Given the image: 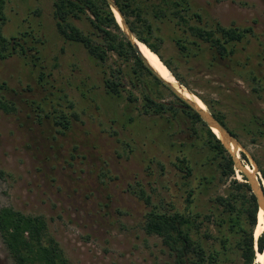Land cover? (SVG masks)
I'll return each mask as SVG.
<instances>
[{
  "label": "rangeland",
  "instance_id": "rangeland-1",
  "mask_svg": "<svg viewBox=\"0 0 264 264\" xmlns=\"http://www.w3.org/2000/svg\"><path fill=\"white\" fill-rule=\"evenodd\" d=\"M6 1L4 36H19L31 28L40 40L37 45L40 54L35 68L30 62L26 65L17 55L0 60V83L6 82L14 90L3 93L4 100L13 102L16 109L10 114L0 109V208L42 217L48 235L58 242L70 264H175L161 239L143 230L151 206H146L141 190L155 206L174 202L182 208L187 193L197 184L195 178L215 175L218 178L215 184L197 203L198 209L206 208L205 211L214 209L212 204H206L208 198L223 194L234 178L220 181L215 166L213 174L199 167L207 156H212L207 151L205 137H191L187 131L190 125L184 119L175 125L181 133L167 137L163 144L159 143L160 139H145L144 130L134 140L126 139L128 133L115 128L117 125L111 123L113 115L104 105L100 68L82 46L58 36L52 18V0ZM194 1L225 27H252L258 39L248 49L264 51V0ZM73 23L86 33L93 31L86 21L73 20ZM258 43L263 46L259 47ZM160 53L169 60L176 58L177 51L173 44L165 42ZM131 64L108 54L106 66L124 68ZM173 66L194 93L206 100H219L221 108L217 106L218 109L226 114L229 127L238 134L237 140L247 159V162L242 160L239 153L243 164L264 168V140L253 142L245 134L242 125L247 113L238 110L225 97L239 92L240 97L253 100L249 108L256 115L264 116V103L255 99L248 83L230 78L228 84H222L223 81L209 76L204 69L195 66L189 69L193 65L183 61ZM40 67L47 75L42 85L38 79ZM147 79L151 85L149 91L160 96L161 102L168 105L176 102L168 91ZM127 84L140 100L139 92L144 84L140 83L137 90ZM204 84L219 86L222 95L213 94ZM79 87L90 90L86 99L82 98ZM233 98L235 103L240 102L238 97ZM67 101L74 105L77 118L71 119L69 129L64 130L54 124V119H47L46 114L54 105L68 113ZM140 102L134 116L138 114ZM36 104L43 106V113L35 109ZM121 108L122 104L117 110L120 112ZM142 120L144 124L150 122L149 118ZM170 144L175 148H170ZM180 149L193 166L189 179H184L173 166L176 156L181 155ZM237 175L236 171L235 178L239 180ZM262 183L264 187L261 177ZM204 228L193 236L201 238ZM208 230L214 235L213 227L209 226ZM0 264H15L1 237ZM232 264L242 263L237 258Z\"/></svg>",
  "mask_w": 264,
  "mask_h": 264
},
{
  "label": "trees",
  "instance_id": "trees-1",
  "mask_svg": "<svg viewBox=\"0 0 264 264\" xmlns=\"http://www.w3.org/2000/svg\"><path fill=\"white\" fill-rule=\"evenodd\" d=\"M52 2V18L58 36L64 41L82 46L100 68L106 99L104 105L113 115L111 123L117 125L115 128L128 133L126 139L134 140L137 135L141 136L144 130L145 139H160L159 143L163 144L167 137L181 133L175 129V125L180 119H184L190 125L187 128V131L191 132L190 136L205 137L207 151L212 156H207L199 167L205 171H212L215 166L220 181L234 178L230 180L223 194L208 198L206 204H212L214 209L205 211L206 208H203V211L198 209L197 203L215 184L218 179L215 175L195 178L197 184L187 193L182 208L174 202L166 204L161 202L155 206L141 190V198L145 200L146 206H151L143 224L145 233L161 239L162 244L173 255L175 264H232L237 258L242 264H259L256 263L257 252L260 255L264 252V232L255 240L254 232L258 223L256 198L245 178L242 177V181L235 178L233 161L221 142L197 113L171 93L145 67L121 31L107 0H52ZM114 2L134 37L155 53L174 78L197 96L209 108L211 115L238 138L237 132L229 127L226 114L218 109L219 100H206L194 93L173 65L177 61H183L185 64L193 65L189 69L194 66L204 69L209 76L223 81L222 84H228L230 78L239 79L248 83L255 99L264 103V74H261L264 51L255 52L248 49L252 41L256 42L258 39L254 29L233 25L225 27L212 19L194 0H114ZM6 3V0H0V60L17 55L24 59L26 65L29 66L30 62L35 68V61L39 60L37 55L40 51L37 45L40 40L31 28L21 32L19 36L10 38L4 36L2 30L7 21ZM73 20L86 21L93 31L84 32L73 23ZM165 42L173 44L176 49L175 59L167 60L160 53V47ZM258 46L262 47L263 44L258 43ZM109 53L125 59L127 63L131 61L132 64L124 68L106 66ZM43 69L40 67L38 77L40 85L47 76L42 72ZM147 78L156 86L168 91L177 103L168 105L161 102L160 96H154L149 91L151 85ZM127 82L133 90H137L140 83L144 84L139 92L140 100L127 88ZM210 82L212 81L207 80V83ZM203 87L211 90L213 94L222 95L219 86L204 84ZM79 89L82 98L86 99L90 90L84 87ZM12 91L14 90H11L6 82L0 83V109L8 114L15 112L16 109L13 102L4 100L3 93L9 94ZM233 96L238 97L240 102L235 103ZM225 97L231 99L233 106L239 107L238 110L247 113L242 125L245 134L251 137L253 142L264 140V116L256 115L249 108L253 100L246 96L240 97L239 92ZM61 99L63 97H60ZM139 101L140 109L134 116ZM67 103L68 113L54 105L52 111L46 114L47 119H54V124L64 130L69 129L71 119L77 118L73 111L74 105L69 101ZM121 104L119 112L117 107ZM35 109L44 112L40 104H36ZM236 112L238 113L237 110ZM142 118H149L150 122L144 124ZM114 135H119V131H114ZM125 145L130 146L128 142ZM192 146L191 144L190 147ZM173 147L175 148L170 144V148ZM178 153L181 155L176 156L173 166L184 175V179H189L193 175V166L189 158L183 154V150L180 149ZM241 157L247 162L243 153ZM258 169L264 181V168L259 166ZM210 173L213 174V171ZM239 175L242 176L240 173ZM203 226L206 229L204 228L201 238L194 237L193 234L199 232ZM209 226L215 229L214 235L208 230ZM0 237L15 264H70L58 242L48 235L47 224L40 216H27L12 208H0Z\"/></svg>",
  "mask_w": 264,
  "mask_h": 264
},
{
  "label": "water",
  "instance_id": "water-1",
  "mask_svg": "<svg viewBox=\"0 0 264 264\" xmlns=\"http://www.w3.org/2000/svg\"><path fill=\"white\" fill-rule=\"evenodd\" d=\"M112 12H116L120 18L121 23L119 24L116 20V22L118 23L121 31L124 33L125 37L127 38V40L130 42V44L132 45L133 49L136 52V55L138 56V58L143 62V64L145 65L146 68H148L150 70V72L158 79L160 80V82L171 92L173 93L178 99H180L182 102H184L185 104H187L195 113H197L201 120L205 123V125L212 131L213 133V129L217 130V132L219 133V137L216 136V138L221 142V144L224 146V148L227 150V152L229 153L233 164H234V168L235 170L240 173L242 176L241 178H245V182L250 186L251 191L253 193V195L256 198V202H257V206H258V212L262 211L264 214V187L262 188L261 185H263V183L261 184V175L259 170L257 169V167L253 164L251 169L252 172L249 171L247 169V166H245L242 162V160L239 158V153H243L242 151V147L240 146V142L237 140V138H235L230 132L229 130H227L225 127H223L209 112L206 111V107L205 110H200L199 108H197V106L191 101V100H187L185 99L181 93L177 90V88L171 86L170 84H168L167 82H165L148 64V62L145 60V58L143 57V55L141 54L136 41L137 39L134 37L129 25L127 24V22L125 21L124 17L121 15V13L119 12L114 0H107ZM114 17H115V13H114ZM116 19V17H115ZM167 68V67H166ZM168 69V68H167ZM173 76V75H172ZM174 77V76H173ZM176 80V79H175ZM177 81V80H176ZM178 85L182 88H184L186 91H188L183 85H181L178 81H177ZM189 92V91H188ZM191 93V92H189ZM193 94V93H191ZM194 95V94H193ZM195 96V95H194ZM198 98V97H197ZM203 103V102H202ZM205 106V105H204ZM230 145H232V149H230ZM257 254H259L257 252ZM262 255L264 256V252L262 253ZM264 264V263H263Z\"/></svg>",
  "mask_w": 264,
  "mask_h": 264
},
{
  "label": "bare ground",
  "instance_id": "bare-ground-1",
  "mask_svg": "<svg viewBox=\"0 0 264 264\" xmlns=\"http://www.w3.org/2000/svg\"><path fill=\"white\" fill-rule=\"evenodd\" d=\"M114 13H115V17H116L117 22L120 24L121 21H120L118 14L116 12H114ZM136 44H137L141 54L143 55L145 60L148 62L149 66L165 82H167L171 86L177 88V90L181 93V95L185 99L191 100L197 106V108H199L200 110H205V106L203 105V103L200 101L199 98H197L196 96L189 93L184 88H182L178 85L177 81L172 76V73L166 68V66L162 63V61L159 59V57L155 53H153L151 50H149V48H147V46H145L143 43L139 42L138 40L136 41ZM213 134H215L218 137L220 136L219 133L217 132V130H215V129H213ZM230 149H232V145H230ZM247 169L252 172V169L249 166H247ZM237 178L240 180L239 175H237ZM257 219H258V223H257V226L255 228V232H254L255 240L264 232V214L262 211L258 212ZM256 263L263 264L264 263V256L257 254Z\"/></svg>",
  "mask_w": 264,
  "mask_h": 264
}]
</instances>
